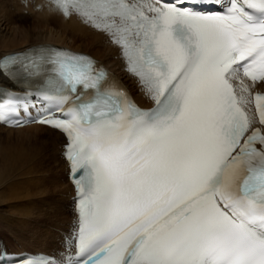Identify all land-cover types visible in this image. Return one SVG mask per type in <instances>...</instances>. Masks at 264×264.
<instances>
[{"label":"snow or ice","instance_id":"6c2138e0","mask_svg":"<svg viewBox=\"0 0 264 264\" xmlns=\"http://www.w3.org/2000/svg\"><path fill=\"white\" fill-rule=\"evenodd\" d=\"M51 4L107 34L155 106L83 53L0 57L22 90L3 93L0 122L54 106L39 122L66 134L77 191L75 254L27 264H264V0Z\"/></svg>","mask_w":264,"mask_h":264},{"label":"rangeland","instance_id":"374dc122","mask_svg":"<svg viewBox=\"0 0 264 264\" xmlns=\"http://www.w3.org/2000/svg\"><path fill=\"white\" fill-rule=\"evenodd\" d=\"M39 4H42V6L44 5L42 0H38V5ZM19 9L20 8L17 0H0V23H8L7 25L12 27L16 25L19 28H15L16 31H14L11 35L0 38V47L2 48H4V46L7 44V41H10L11 39L13 41H21L24 38L22 29L26 27V29L34 28L35 25L39 24L37 16L41 9L39 11H33L35 13L32 12V14L23 13L21 10L19 11ZM16 10L19 11V13H21L23 16L18 17L17 12H15ZM57 23H55L54 21H50L51 25H48L49 27L47 26L49 28L48 30H54V28L58 26V24L62 25L64 22L59 21V23ZM53 37L54 36H51L50 38ZM54 38L57 39V36ZM88 40L89 39L86 37V39L84 38L79 44H86ZM59 43L60 42L56 44ZM76 45L77 44L73 46L75 47ZM108 45L113 46L108 42L107 45L103 46L102 44H100L97 48L104 49V47ZM26 132L27 131H25V133ZM9 134H12L13 136ZM17 134L18 133H9V131L2 130V128L0 127V173H2L0 174V236L3 237L11 246L10 249H13L12 252L20 250L24 251V249L31 252H35L38 250L40 251L41 249L42 251H52L56 248H59V240L57 238L60 237L62 232L59 233L60 230H58L57 228L60 225L66 224L69 227L71 220H69V222L67 221L72 217V213L70 215L71 211L67 209L68 204H66L65 206L64 203H61L60 206H57L56 203H54L57 197L62 198V196L65 195L63 192H60L59 194L58 191V193H54V191H56L55 189H53L54 182H51L50 180L52 179V175L54 176L56 174L55 176H62L64 173L61 165L55 163L54 157L52 159L50 158L48 161H42L40 152L36 149L31 150L27 144H23L22 142L20 143L16 139L18 137ZM17 149L19 150L17 151ZM6 156H8V160L7 162H4L3 158H5ZM16 157L17 160L15 161L14 159ZM50 165H54L58 173L52 174L50 172H47ZM64 177L66 180V175ZM47 179L50 182H48ZM65 182L62 181V183H58L60 185V189L58 190H62L65 187ZM51 204H53V206ZM50 207L51 209H53H49ZM56 208H60L59 210H61V212ZM27 212H31L32 214H26ZM40 214L45 215H42V217ZM58 215H63L64 217H58ZM45 216L47 219L45 218ZM60 218H65L66 221L62 222L65 219L61 220ZM56 222L58 223L57 225ZM51 224H55L53 226L54 228L51 226ZM54 231L57 233H55ZM47 232L49 233L47 234ZM41 236L46 237L47 240L44 241L46 238L42 239ZM50 236H52L53 239Z\"/></svg>","mask_w":264,"mask_h":264},{"label":"bare ground","instance_id":"6f19581e","mask_svg":"<svg viewBox=\"0 0 264 264\" xmlns=\"http://www.w3.org/2000/svg\"><path fill=\"white\" fill-rule=\"evenodd\" d=\"M18 4H19V8H20L19 11L21 10L23 13H25V10H28V13L32 14L33 11H36V10L39 11L41 9L39 14H38V16H37L39 24L35 25L36 27L34 26V28L26 29L27 28L26 27V28L22 29V32L24 33V38L21 41H19V40L13 41L12 39L10 41L5 40V41H7V44L4 46V48L0 47V56L3 55L4 53L11 52V51H16V50H21V49H24L25 47H28V46L34 45V44H40V43H51L52 44V43H55V42L56 43L60 42L59 44H54V45L61 46L60 44H64L66 46L75 48L76 51L86 52V53L92 54L96 58L100 59L107 67H109L112 71H114L116 74H118V76L121 77L128 84V86L132 89L133 93L135 94L136 99L139 102H141L143 104H146V100L143 98L142 94L138 92V87H137V85L135 83V80H133L123 70V64H122L121 60L118 57L119 56L118 50L114 46H109V45L104 47V49H102V48L98 49L97 48V47H99L100 44H102L103 46L108 44V41L106 40L105 36L101 32L95 30L94 28L88 26L87 24H84L83 22H81L80 20H78L74 16H71V17L67 18V17L59 14L58 12H55L52 9V7H46L45 5H43L44 7L37 8L38 0L35 3H34V0H31L28 8L23 7L20 4L19 1H18ZM19 11H17V10L15 11V12H17L18 17L19 16H23L21 13H19ZM33 13H35V12H33ZM6 14H7V12H6ZM50 21L51 22L54 21L55 23H57V22L59 23V21L60 22L63 21L64 23L62 25L57 23L58 26L55 25L56 27L55 28L53 27L54 30L50 31V30H48L49 29L48 25H51ZM7 24H1L0 23V38L5 37L7 35H11L14 31H16L15 28H18L16 25L12 27V26H8ZM51 36H54V37L57 36V39L54 38V37L50 38ZM86 37L89 39L87 41V43L86 44L85 43L84 44L83 43L79 44L80 42H82V40L84 38L86 39ZM75 44H77V45L74 47L73 45H75ZM9 84H10L9 80L6 77H4L3 75H0V85H9ZM0 127L2 128V130L9 131V133H18L17 134L18 137L17 138L15 137V138L20 143L22 142L23 144H27L30 147L31 150H33V149L38 150L40 152V154H41L42 161L43 160L48 161L50 158L52 159L54 157L55 163L61 165V168H62L63 173H64L62 176H55L56 175L55 173H58L56 168H55V166H54L55 164L54 165H50L48 167V171L47 172L55 174L54 176L52 175V179L50 180L51 182H54V188L53 189L56 190V191H54V193H58L59 192V194H60V192H63L64 195H65V196H62V198L57 197L55 199L54 203H56L57 206H60L61 203H64L65 206H66V204H68V206H67L68 208L67 209H69L71 211L70 212V215H71V213H72V209H71L72 200H71V197L74 195L75 192L73 190L72 184L68 181L69 169H68V166H67V163H66L65 159L62 156V151H63L62 147H63V144L65 143V139H64L63 135L57 130H54V129H51V128H48V127L42 126V125H31V126H26V127H23V128H8V127L2 126V125H0ZM13 131H15V132H13ZM25 131H27V132L25 133ZM9 135L13 136L12 134H9ZM18 150L19 149H17V151ZM7 158H8V156L3 158V161L7 162V160H8ZM9 160H10V157H9ZM14 160L16 161L17 157ZM50 173H48V174H50ZM0 174H2V173H0ZM65 175L67 177L66 180H65V177H64ZM61 178H62V180H61ZM47 181H48V179H47ZM50 181H48V182H50ZM62 181H64V182L66 181L65 182V187L63 189L61 188L62 190H58V189H60V185L58 183L59 182L62 183ZM61 187H63V186H61ZM51 205L53 206V204H51ZM49 209H51V207ZM56 209L61 212V210H59L60 208H56ZM29 213H30V215L32 214L31 212H29ZM29 213L27 212L26 214H29ZM24 215H25V213H24ZM62 216L58 215V217H62ZM25 217H26V215H25ZM35 217H37V216H35ZM72 217H73V215H72ZM45 218H46V216H45ZM71 218L68 219L67 222H69V220L72 221ZM60 219H59V221H60ZM62 219H65V218H62ZM53 221H55V220H53ZM65 221H66V219L63 220L62 222H65ZM39 223H41V222H39ZM57 224L58 223L56 222V225ZM54 225L51 224L52 227ZM67 227H68L67 224L66 225H60L57 229L60 230L59 233H61L63 231L68 230ZM48 233L49 232H47V234ZM55 233H57V232H55ZM42 234H44V233H42ZM50 237L52 238V236H50ZM41 238L44 239L46 237L41 236ZM57 239L59 240V238H57ZM46 240H47V238L44 241H46ZM58 246H59V244H58ZM12 250L13 249H10V251H12ZM24 251H26V250L24 249ZM40 251H42V249ZM13 252H23V250L13 251Z\"/></svg>","mask_w":264,"mask_h":264}]
</instances>
